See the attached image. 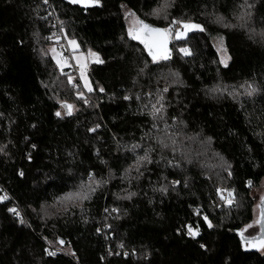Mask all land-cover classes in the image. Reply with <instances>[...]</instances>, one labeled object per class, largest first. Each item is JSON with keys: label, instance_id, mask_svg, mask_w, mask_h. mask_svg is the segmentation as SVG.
Instances as JSON below:
<instances>
[{"label": "trees", "instance_id": "1", "mask_svg": "<svg viewBox=\"0 0 264 264\" xmlns=\"http://www.w3.org/2000/svg\"><path fill=\"white\" fill-rule=\"evenodd\" d=\"M164 3L100 0L84 9L0 0V196L8 197L0 201V264H264L261 248L246 243L264 235L246 233L264 186V0L245 9L243 0ZM129 13L156 27L182 20L205 31L172 39L171 59L154 63L128 35ZM59 31L103 60L89 68L88 104L47 52ZM158 100L164 120L151 115ZM148 150L152 163L137 172L136 157ZM93 173L106 183L89 200L59 202ZM221 187L234 190L231 207Z\"/></svg>", "mask_w": 264, "mask_h": 264}, {"label": "snow or ice", "instance_id": "2", "mask_svg": "<svg viewBox=\"0 0 264 264\" xmlns=\"http://www.w3.org/2000/svg\"><path fill=\"white\" fill-rule=\"evenodd\" d=\"M70 3L73 4H81L84 7H90L98 5L100 0H69ZM44 3L47 4L48 0H44ZM168 0H165V3L163 5V9H166L168 7ZM241 9L250 8L251 5L248 4V0H243V3L239 5ZM163 9H157L156 14H159ZM130 16L134 15L133 13H129ZM250 16V13L247 12H241L238 19L245 21V17ZM222 20V18H220ZM246 22V21H245ZM62 23V22H61ZM178 26V27H177ZM228 26V25H225ZM244 25H241L243 27ZM204 32L205 28L203 25L191 22V21H182V20H173L171 22V25L169 27H156L152 24L146 23L143 20L136 19L133 23V25L128 29V35L132 40H137L141 44L144 45L145 49L147 50L148 55L152 58V61L154 63H158L161 60H169L171 59V49L169 48V43L172 39L176 40H183L186 39L188 36V33L190 32ZM62 38L67 39V48L58 51L56 47H52L49 52L52 54L53 59L55 60L56 65L60 68L62 74L67 75L68 77V83L72 85L74 89H77L76 91V97L79 100H82L85 104L89 103L88 97L85 95L83 91H80V85H78L75 81V78L67 73H64L63 70L66 67H72V64L70 63L71 60H74L76 62V65L79 68V75L80 79L83 81V88L87 90V92L91 93L94 91L91 82L88 79L87 76V69L89 65V61L95 62V63H103V60L99 57V55L90 49L88 50L87 54L80 52V45L75 39L67 38V34L65 33L63 37L56 35L53 33L52 36L48 37L49 40H54L56 44L60 43V40ZM70 51L72 53L71 57H67L64 55V51ZM218 51H221L224 53L220 57V62L224 64L225 67H227V62L230 57L226 55L227 50L223 48V38H220V47L218 48ZM179 52L182 53L184 56H191L192 51L190 48L183 47L179 49ZM48 53H45L47 55ZM101 92L104 91L103 88L99 89ZM168 89L165 88L164 91L166 92ZM256 91L255 88L252 86H249V88L246 91L247 95H252ZM130 97H125V99H129ZM163 99L162 97L160 98ZM157 103H160L158 100ZM61 108L66 110V115L71 116L73 114L74 105L65 102L61 103ZM164 112V105L160 103V106L157 107L156 104L152 105V117L153 119H159L164 120L163 116ZM56 116H61V112L57 111L55 113ZM154 128L158 127V125L154 124ZM165 129L169 128L170 126L165 121L164 124ZM90 131H96V128L90 129ZM161 143H163L161 141ZM172 144H175V140H172ZM164 147H168L169 145L164 144ZM140 145H132L131 150L135 152L137 148H139ZM149 151H145L144 155L137 156L136 157V164L135 169L137 172L140 171V167H142L145 163H152L151 157L149 155ZM130 170V169H129ZM128 171V170H126ZM23 175V173H21ZM231 175V173H229ZM102 183H106V181L97 180L95 178V174L89 175V183L87 185H81V188L79 191L76 192H70L66 194L65 196L60 198L59 202H65V201H85L89 200L91 197V193L96 191L97 187H100ZM179 181H174L173 184H178ZM252 181L249 180L247 182V185L249 188L252 187ZM95 185V187H93ZM161 191H167V188H162ZM217 193L222 201L224 203L231 207L235 202V192L234 190L229 189H217ZM135 193H130L127 197L128 199L131 198V196H134ZM7 196H0V201H3L7 199ZM261 205H264V197L260 198ZM10 212L16 213L19 215V211L16 208L9 209ZM107 212L108 209H105ZM112 211L118 212V209H112ZM199 214V213H198ZM204 220L208 223V227L211 228L212 224L208 220L207 216H204ZM23 222V221H22ZM257 223L261 227L262 234H264V208L261 209L260 218L257 221ZM251 227V225H249ZM188 234L195 238L199 235V229L193 228V226L188 225ZM99 231V229H98ZM241 236L243 238V233H241ZM59 243L63 245L65 242L63 240H60ZM246 243H252L253 246H259L264 248V235H262L260 238H253L252 241H247ZM203 247V245L201 246ZM49 255H55L54 252H49Z\"/></svg>", "mask_w": 264, "mask_h": 264}, {"label": "rangeland", "instance_id": "3", "mask_svg": "<svg viewBox=\"0 0 264 264\" xmlns=\"http://www.w3.org/2000/svg\"><path fill=\"white\" fill-rule=\"evenodd\" d=\"M137 18L136 17H134V16H129V18H128V22H129V28L133 25V23H134V21L136 20ZM178 27V26H177ZM67 38H69V37H67ZM70 39H73V38H70ZM76 40V39H75ZM77 41V40H76ZM78 42V41H77ZM64 43H66L67 44V39H65L64 40ZM213 44H214V47H215V49L217 50V52H218V55H219V58L221 57V55H223L224 53H222L221 51H218V48L220 47V38H216V39H214V41H213ZM52 47H56L57 48V50L58 51H60V49L55 45V44H52V45H50V46H48V48H47V52L50 54V56L52 57V54L49 52V50L52 48ZM223 48H225L226 49V46H225V42H224V39H223ZM227 50V49H226ZM80 52H83V53H85V54H87V52H85V51H82L81 49L79 50ZM71 55H72V53L70 52V57H71ZM226 55L228 56V57H230L229 56V54H228V51L226 52ZM53 58V57H52ZM55 61V60H54ZM229 61H230V59H228V62H227V64L229 63ZM71 64H72V67H66V68H64V70L65 69H68V68H71V69H69V70H71V72L73 73V74H71V72L69 73L71 76H78V78H79V82L77 83L78 85H80V87H82V91L84 92V93H86L87 92V90L86 89H84L83 88V81L80 79V75H79V68H78V66L76 65V62L74 61V60H71V62H70ZM93 62H91V60L89 61V65H88V69H87V76H88V79H89V81L91 82V80H90V78H89V75H88V73H89V68H90V66H91V64H92ZM58 67V66H57ZM59 68V67H58ZM60 69V68H59ZM91 85H92V83H91ZM255 195H256V198H257V203H256V206H255V216H254V220H253V222H252V224H251V227L248 229V231L246 232V233H248L249 235L250 234H262V231H261V227H260V225L257 223V221L259 220V218H260V213H261V209H262V207H263V205H261V202H260V198L261 197H264V186L263 187H261V188H259L256 192H255ZM261 249V252H262V254H264V248H262V247H260Z\"/></svg>", "mask_w": 264, "mask_h": 264}, {"label": "built area", "instance_id": "4", "mask_svg": "<svg viewBox=\"0 0 264 264\" xmlns=\"http://www.w3.org/2000/svg\"><path fill=\"white\" fill-rule=\"evenodd\" d=\"M55 34L58 35V36H61V37L64 36V33L62 31L55 32ZM64 40H65V38H62L60 40V43L59 44H56L54 40H51V41L54 42V44L60 49V51H62V50L66 49L68 47L67 44L64 43ZM64 55L67 56V57H70V51L65 50L64 51ZM68 69H71V68H68ZM70 72H71V70H70ZM71 74H73V73L71 72ZM74 78H75L76 83H78L79 82L78 76L75 75ZM221 189H225V188L224 187H221Z\"/></svg>", "mask_w": 264, "mask_h": 264}, {"label": "water", "instance_id": "5", "mask_svg": "<svg viewBox=\"0 0 264 264\" xmlns=\"http://www.w3.org/2000/svg\"><path fill=\"white\" fill-rule=\"evenodd\" d=\"M64 2H66V3H70L69 2V0H63ZM70 4H72V5H76V6H79L80 8H84V9H88V8H94V7H100V2H99V4L98 5H95V6H90V7H84V6H82L81 4H73V3H70ZM162 28V27H161ZM135 41H137V40H135ZM139 42V41H138ZM143 45V44H142ZM171 45H172V41L169 43V48L171 49ZM144 46V45H143ZM145 48V47H144ZM146 50V49H145ZM146 52H147V50H146ZM148 54V53H147ZM149 56V55H148ZM150 57V56H149ZM151 58V57H150ZM152 59V58H151ZM262 208H264V205H263V207ZM60 240H62V239H59V241ZM61 246H65V243L63 244V245H61Z\"/></svg>", "mask_w": 264, "mask_h": 264}]
</instances>
